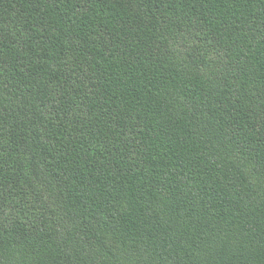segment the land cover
I'll list each match as a JSON object with an SVG mask.
<instances>
[{
    "label": "trees",
    "instance_id": "obj_1",
    "mask_svg": "<svg viewBox=\"0 0 264 264\" xmlns=\"http://www.w3.org/2000/svg\"><path fill=\"white\" fill-rule=\"evenodd\" d=\"M0 264H264V0H0Z\"/></svg>",
    "mask_w": 264,
    "mask_h": 264
}]
</instances>
